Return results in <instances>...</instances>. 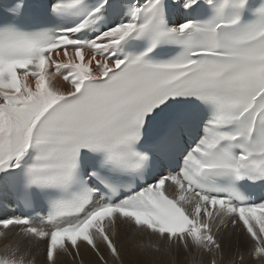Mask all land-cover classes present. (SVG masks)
Wrapping results in <instances>:
<instances>
[{
	"label": "snow or ice",
	"instance_id": "obj_1",
	"mask_svg": "<svg viewBox=\"0 0 264 264\" xmlns=\"http://www.w3.org/2000/svg\"><path fill=\"white\" fill-rule=\"evenodd\" d=\"M82 249L264 264V0H0V264Z\"/></svg>",
	"mask_w": 264,
	"mask_h": 264
},
{
	"label": "bare ground",
	"instance_id": "obj_2",
	"mask_svg": "<svg viewBox=\"0 0 264 264\" xmlns=\"http://www.w3.org/2000/svg\"><path fill=\"white\" fill-rule=\"evenodd\" d=\"M144 242L147 243V237L143 238ZM82 252V257H83V261L84 264H91L92 262V257L89 253L84 252V250H81ZM210 260V257L208 258ZM38 264H43V258H41L38 261ZM58 264H73V261L71 259H69L68 257L64 256L63 254H61L58 257ZM159 264H173L171 258L169 257H164L160 260ZM175 264H189V262L183 257V255L181 254V256L179 258H177ZM207 264V261H206Z\"/></svg>",
	"mask_w": 264,
	"mask_h": 264
}]
</instances>
